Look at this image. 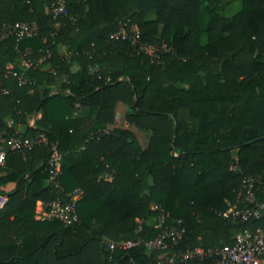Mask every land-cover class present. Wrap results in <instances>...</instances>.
Returning a JSON list of instances; mask_svg holds the SVG:
<instances>
[{
  "label": "trees",
  "instance_id": "16d2710c",
  "mask_svg": "<svg viewBox=\"0 0 264 264\" xmlns=\"http://www.w3.org/2000/svg\"><path fill=\"white\" fill-rule=\"evenodd\" d=\"M237 1V11L222 14ZM0 20L38 27L19 43L0 40V70L22 71L24 49L34 64L26 85L4 79L11 92L0 95V122L12 117L25 137L43 132L63 154L55 186L48 145L24 156L7 150L0 264H158L157 251L110 253L105 241L153 237L161 213L186 228L179 248L264 230V213L224 216L243 205L245 176L260 177L256 200L264 202V0H67L58 19L45 0H0ZM131 25L141 42L170 48L159 63L136 54L131 40L109 39ZM119 103L125 127L114 124ZM134 130L150 132L146 146ZM74 189L76 221L35 218L38 201L66 202Z\"/></svg>",
  "mask_w": 264,
  "mask_h": 264
},
{
  "label": "built area",
  "instance_id": "2783aa9c",
  "mask_svg": "<svg viewBox=\"0 0 264 264\" xmlns=\"http://www.w3.org/2000/svg\"><path fill=\"white\" fill-rule=\"evenodd\" d=\"M45 8L49 16L58 19L67 14V0H45ZM38 35V27L33 22L17 21L14 23L0 20V40L14 37L16 43L25 38H32ZM111 40H131L136 45V54L147 56L151 62L159 63L162 55L168 52L165 44L153 45L140 41V32L135 25L128 29L121 26L120 29L109 34ZM20 66L22 71L17 70L11 64H7L0 70V95H8L11 89L5 84L4 79L13 77L18 85H26L30 82L25 75L26 70L34 66L30 59V49L19 50ZM94 68H91V72ZM116 119H118L116 117ZM5 126L0 122V165H4L7 150H12L24 156L35 146L48 145V154L45 160V168L48 171L49 180L58 186L61 161L63 154L58 150L57 144L48 140L43 132H38L32 137H25L16 128L17 123L10 117ZM106 179H111L110 175ZM261 185L258 175L245 176L242 179L238 196L243 195V205L231 206L224 213L233 220L245 221L252 217H260L264 213V202L256 200V190ZM81 192L74 189L70 193V199L62 202L57 199L49 203L48 215L65 224L77 220L75 202ZM7 201V196H0V208ZM163 213L157 218L155 228L157 234L144 239L140 235L135 238L121 240H106L105 248L110 253L116 250H130L142 246L149 251L159 252L158 264H262L264 258V230L256 228L239 232L234 236L232 244L204 248L201 246L179 248L178 245L185 235L186 228L180 220L172 224H165ZM140 227L136 232H140ZM126 264H139L137 260L129 258Z\"/></svg>",
  "mask_w": 264,
  "mask_h": 264
},
{
  "label": "crops",
  "instance_id": "0c3cea01",
  "mask_svg": "<svg viewBox=\"0 0 264 264\" xmlns=\"http://www.w3.org/2000/svg\"><path fill=\"white\" fill-rule=\"evenodd\" d=\"M148 17L149 18H152V15H148ZM122 107L124 108V106L121 104V103H119V104H117V107H116V113H115V122H114V124L116 125V126H119V127H125L126 125V123H125V120H124V118H123V113H124V111H123V113H122ZM86 112V110H82L80 113H85ZM122 115V116H121ZM40 117V113H35V114H33L30 118H29V123L32 125L33 123H34V121H35V119L36 118H39ZM116 117H121L119 120H117L116 121ZM16 128L20 131V130H23L24 129V127L21 125V124H19V123H17V125H16ZM134 132H135V134H136V136H137V138H138V140L140 141V143H141V145L144 147V146H146V144H147V141H148V138H149V135H150V132H148V131H144L145 133H143L142 131H138V130H134ZM142 132V133H141ZM147 132V133H146ZM143 140H145L146 141V143H144L143 144ZM76 155H77V152H73V153H71L70 155H68V157H69V159H71V160H73L75 157H76ZM49 208V203L48 204H44V203H42L41 201H38L37 203H36V208H35V218L36 219H49L50 217H49V215H48V211H49V209L47 210V209ZM262 264H264V258H263V260H262Z\"/></svg>",
  "mask_w": 264,
  "mask_h": 264
},
{
  "label": "rangeland",
  "instance_id": "374dc122",
  "mask_svg": "<svg viewBox=\"0 0 264 264\" xmlns=\"http://www.w3.org/2000/svg\"><path fill=\"white\" fill-rule=\"evenodd\" d=\"M240 6H241V2L240 1H237V2L233 3L230 7H228L225 11H223L222 14L223 15H226V16H230L232 13H234L235 11H237L240 8ZM204 40H205V36L203 35V41ZM123 111H124V108L122 107V113H123ZM117 118L118 119H116V121L119 120L121 117H117ZM142 132L145 133L144 131H142ZM142 142H143V144L146 143L145 140H143Z\"/></svg>",
  "mask_w": 264,
  "mask_h": 264
}]
</instances>
